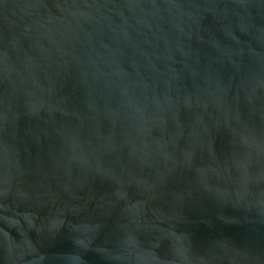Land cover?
Returning <instances> with one entry per match:
<instances>
[{
	"label": "water",
	"instance_id": "water-1",
	"mask_svg": "<svg viewBox=\"0 0 264 264\" xmlns=\"http://www.w3.org/2000/svg\"><path fill=\"white\" fill-rule=\"evenodd\" d=\"M0 264H264V0H0Z\"/></svg>",
	"mask_w": 264,
	"mask_h": 264
}]
</instances>
